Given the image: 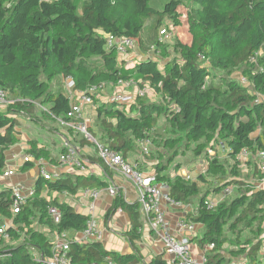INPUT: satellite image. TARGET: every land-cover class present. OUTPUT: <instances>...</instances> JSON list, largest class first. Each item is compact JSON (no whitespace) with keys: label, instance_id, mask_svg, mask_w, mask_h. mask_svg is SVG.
<instances>
[{"label":"trees","instance_id":"16d2710c","mask_svg":"<svg viewBox=\"0 0 264 264\" xmlns=\"http://www.w3.org/2000/svg\"><path fill=\"white\" fill-rule=\"evenodd\" d=\"M149 1L0 0V88L7 96L5 111L0 112V173L6 166L5 152L18 142L17 116H26L39 126L43 119L50 120L71 135L75 133L61 124L69 122L71 106L62 86L66 77L72 78V89L79 91L92 86L102 91L118 81L147 87L146 95L136 96L128 104L112 99L98 101L97 94L92 96L94 116H86L89 134L129 162H133L128 160L130 155L141 158L138 142L146 138L152 147L141 160L150 162L148 157L157 152L154 145L162 133L173 134L162 142L163 149H174L173 153L183 145L199 147L202 142L212 141L207 146L209 152L216 154L220 149L234 164L228 177L217 158L206 151L205 175L198 174L190 182L179 178L171 181V177L163 175L170 159L150 163L157 183L165 185L168 197L175 202L192 205L196 199L195 215L188 218L204 229L201 237L194 240L199 248L211 247L206 253V264H228L227 257L261 264L264 239L253 236L241 243L240 239L244 238L245 229L252 224L259 227L264 221V188L256 190L249 181L242 182L237 156L244 150H264V100L258 97H264V0H170L161 11L151 7ZM180 8H187L191 42L188 46L173 44L180 57L166 60L163 68L155 58L124 68L115 51L106 48L107 35L132 38L143 53L147 52L144 45L148 36H153L154 46L159 47L162 43L158 41V31L165 19L176 23ZM151 18L154 21L146 26V20ZM54 79L59 82L52 84ZM149 94L157 100L147 99ZM36 110L41 117L36 116ZM160 118L165 120L164 128L158 127ZM67 143L78 148L87 167H100L104 177L80 175L71 168V172H61L52 181L38 177L34 182L35 196L28 198L15 215L11 213V189L1 188L0 225L9 219L11 224L0 236V264H38L36 257L50 258L53 236L69 231L79 234L86 228L87 214L76 212L63 201V193L74 196L84 189L103 190L110 186L112 170L101 162L97 152L82 153V148L93 147L92 143L79 134ZM26 147L25 154L31 160L25 161L19 172L31 170L39 161L59 165L66 154L64 145L54 154L34 139L26 142ZM207 177L214 178V187L209 188ZM260 177L252 170L248 178ZM230 187L244 189L233 199L208 210V196ZM50 209L59 212V222H54ZM118 209L130 220V229L124 236L133 252L108 251L99 241H70L67 257L71 264H165L162 254L146 261L137 250L142 226L139 202L128 204L118 192L104 221ZM227 224L231 228L244 225V229H230L237 242L227 237ZM227 244L229 248L225 249Z\"/></svg>","mask_w":264,"mask_h":264},{"label":"built area","instance_id":"2783aa9c","mask_svg":"<svg viewBox=\"0 0 264 264\" xmlns=\"http://www.w3.org/2000/svg\"><path fill=\"white\" fill-rule=\"evenodd\" d=\"M106 48L114 50L117 56V60L122 57L127 56L130 52L136 49L137 42L130 37H115L112 35H107ZM169 39L168 30L162 28L159 32V43L162 40ZM257 54L252 58V62L255 61ZM145 58H154L152 56H143ZM240 82L245 84L243 78ZM133 85L132 82L118 81L115 87L119 90L112 97V101L119 104L132 103L136 96L146 95L148 88L141 87L138 88L134 94L126 95V89ZM63 90L68 96L71 106L70 111L67 114L69 122L61 123L67 128L72 129L75 133L79 134L87 142L92 143L93 149L97 152L98 158L101 162L108 167L110 170L115 171L121 175L124 179L131 182L132 185L137 190V201L140 205V211L146 219L147 226L150 232L156 236L157 241L162 246V251L165 256V264H206V253L210 250V246H204L200 248V260H196L191 251V239L197 238V228L201 225L193 222L190 218L182 217L175 223V231H170V226L165 220V216L160 207V200H163L168 205L183 209L188 215H195L192 213L189 207L184 206L181 203L173 201L168 197L167 194H162V184L157 183V177L153 170L151 172H144L141 170L138 162H129L125 160L121 154L109 149L103 144L97 142L91 137L88 132V120L84 115V107L92 105V96L99 92V87L92 86L84 91L73 90V81L71 77H66L62 82ZM128 87V88H127ZM7 104L6 92L0 88V105L4 106ZM140 147L141 155L143 158L148 156L152 144L149 139H143L138 142ZM66 154L61 157L60 166L65 168L74 169L80 175H87L88 167L87 161L84 159L78 148L65 143ZM237 162L242 165L246 163H251L254 167L253 170L259 175L260 178H250L249 183H251L256 190L264 188V150H259L256 153H248L247 151H242L237 156ZM6 166L2 169L0 177L3 179H10L16 173L18 168L6 161ZM37 174L39 177L46 181L56 179L59 174H51L46 166L43 165L42 161L37 163ZM8 188L11 189L14 203L11 207L12 215L19 213L21 206L25 204L28 198L35 196L34 187L24 188L22 185H9ZM107 194L114 198L118 194V189L112 185L108 186L106 189ZM101 190L98 189H84L80 192V195L85 199V209H86V228L82 233L77 234L75 238L68 237L66 233L53 236L52 239V256L50 258L36 257L38 264H71L68 259L69 242L75 241L78 244H86L93 241H101L103 238V230L98 225V218L96 215V202L99 198ZM230 193V188H226L221 193V197L218 199L216 196L208 197L206 200V206L208 210H213L216 205L224 199ZM43 194H46V188ZM68 197L67 193H63V199ZM49 214L55 223L59 222V212L55 209H50ZM11 224V220L4 222L0 225V236L4 235L6 228Z\"/></svg>","mask_w":264,"mask_h":264},{"label":"crops","instance_id":"0c3cea01","mask_svg":"<svg viewBox=\"0 0 264 264\" xmlns=\"http://www.w3.org/2000/svg\"><path fill=\"white\" fill-rule=\"evenodd\" d=\"M145 55V54H144ZM144 55H140L139 58H137V61L133 62V57L135 55H133V57H122L119 59V64L120 66H123L124 68H129L131 67L135 62H138L140 60L144 59ZM123 61H125V63L123 64ZM131 87H134V85H132ZM130 87V88H131ZM128 88V87H127ZM150 95V94H149ZM149 95H147V98L154 102L156 101V99H151L149 97ZM5 106L0 105V112H4L5 111ZM93 106H85L84 107V115L89 117L90 119L93 118L94 113H93ZM36 126H38L37 124H35V122L33 123V127L35 128ZM59 127L57 128H51V127H44V131L48 134V136L50 137V139H55L57 140L60 144L63 143V145L65 143H67V140H72L73 136H76L77 134L74 133L73 135H71L67 129L61 125L58 124ZM20 133V129H17ZM26 136H24V134H21L20 138H23L21 140L26 141L27 139H24ZM21 142V147H17L14 149H10L9 151L5 152V160L7 162H9L10 164L21 168L22 164L27 161V160H31L30 157H28L25 154V145L24 143ZM47 145V148L52 149L54 151V154H57L58 150H57V146L53 145V143L51 142L50 144L45 143ZM52 144V145H51ZM20 148V149H19ZM61 149V148H60ZM94 149L93 147L90 146H84L82 148V153L85 155H90L91 153H93ZM128 160L133 161V162H138L140 165V168L142 171L148 173L151 172L152 167L150 162L144 161L138 159L137 155L133 154L130 155L128 157ZM44 166H48L46 167L48 169V171L51 174H60L61 172H71L68 168H63L59 165H54V164H47L44 161H42ZM36 165L29 171L26 172H19V170H17V173L11 177L10 179H3L0 177V189L1 188H5L8 187L9 185H22L24 188H31L34 187V182L36 180V178H38V174H37V163H35ZM240 166V165H239ZM248 168V167H247ZM253 170V166L251 167ZM251 170V171H252ZM87 175H96L98 177H104L103 171L100 167L96 166V165H91L88 167V172ZM112 180L110 181L109 185H112L114 187H116L118 189V192H120L124 198V200L126 201V203L128 204H132L134 202L137 201V190L136 188L132 185L131 182L127 181L126 179H124L121 175H119L118 173H116L115 171H112ZM162 194H167L165 185L162 186ZM41 196L46 197L44 194H42ZM221 197V193L217 195V198L219 199ZM112 197H110L106 190H101L99 198L96 202V215L98 218V225L102 228L103 230V238L100 241L102 246L108 250V251H113V252H117L120 254H127V253H132V247L130 246V244H128V242L126 241L125 238V233L130 229V220L127 216V214L122 210V209H118L115 214L107 221H104V215L107 212V210L110 208V205L112 203ZM63 201H67L69 203V205L76 211L79 213H85L86 214V209H85V204L86 201L85 199H83L80 195V192H78L76 195L74 196H68L66 197V199H64ZM160 207L161 210L164 213L165 216V220L168 222L169 226H170V231L174 232L175 234V223L177 222V220H179L180 218L184 217H188L186 214L185 210H181L177 207H173L171 205H168L167 203H165L163 200H160ZM188 206H192V205H188ZM140 218L139 221L141 222L142 226L141 229L139 230V233L141 234V238L140 241L137 243L136 247L138 252L141 254V256L143 257L144 260L148 261L151 258L163 254L162 251V246L160 245V243L157 241L156 236H154L146 223V219L144 217V215L141 213L140 209ZM195 214V213H194ZM201 229L200 226L197 228V236L199 235ZM68 237L71 238H75L77 236V233L74 231H69L66 233ZM192 245L194 246L193 249H191L192 254L194 255V258L196 260H200V248L197 245L196 241L193 239H191V247ZM264 255V253H263ZM163 258L165 259V256L163 255ZM228 264H248L247 260L245 258H233V257H228ZM264 257H261L260 261L261 264H264L263 261Z\"/></svg>","mask_w":264,"mask_h":264},{"label":"rangeland","instance_id":"374dc122","mask_svg":"<svg viewBox=\"0 0 264 264\" xmlns=\"http://www.w3.org/2000/svg\"><path fill=\"white\" fill-rule=\"evenodd\" d=\"M170 0H150L149 4L151 7H153L156 10L161 11L163 6L169 2ZM186 10L187 8H180L178 13V19L176 20V23L174 22H170L168 19L164 20V23L161 27L168 30L169 32V39L167 40H162V44L159 47L154 46L153 43V36H148L145 38V45L144 48L147 49L146 53H143V50L139 48L138 44L136 46V49L133 52H130L126 57H133V55H135L133 57V62L137 61L139 58V56L141 55H146V56H152L154 57L158 63L159 66L161 68H163V64L165 63L166 60L169 59H173L174 57H180L179 53L174 49V45L173 44H180V45H184V46H188L190 45L191 42V36L188 32V27H187V23H186ZM155 18H151L146 20V26L150 25L152 23V21H154ZM160 29V30H161ZM149 30V27L146 28V31ZM158 31V41H159V32ZM125 63V61H123V64ZM233 77L236 79L238 78V74L233 75ZM56 82H59V79H54L52 84H55ZM134 85V84H133ZM248 87L249 84L247 85ZM251 89V88H250ZM137 90V86L134 85V87L128 88L125 90L126 95L128 94H134ZM119 90L117 87L115 86H109L106 89L99 91L96 95L98 101H109L112 99V97L115 95V93H117ZM122 92V91H121ZM149 97L151 99H156V96H154L153 94H150ZM259 98H262L264 100V97L262 96H258ZM148 99V98H147ZM36 116L41 117L40 115V111L36 110ZM17 120H18V129H20L21 133L18 134V142L17 144H15L14 146H12L10 149H14L17 147H21V142H23V138L21 137V134H24V136H26L24 139H27L26 141H24V145L26 146V142H28L29 140H35L38 145H45L47 147V145L45 143L50 144L51 142L53 143V145L57 146V150H59L62 146L63 143L60 144L57 140L55 139H50V137L48 136V134L44 131V127H51V128H57L59 127L58 124H56L53 121L50 120H42V125L41 126H36L35 128L33 127V123L28 117L26 116H17ZM158 127L164 128L165 127V120L163 118L159 119L158 122ZM174 137L173 134H164L162 133V135L160 137H157L158 140L155 143V147L157 148L156 151L158 152H162L166 154L159 155L157 152L152 154V157H148V160L150 161V163H157L159 162H163L165 163L167 160H171V162L168 165H165L166 168L163 172V175H167L169 177L172 178L171 181H173V178H179L180 180H183L185 182H190V181H194L197 177L198 174L203 173L205 175V171L207 170V164L205 163V158H206V151L209 152L208 149V145L210 143H212V141L210 143L207 144V142H202V144L199 147H195L194 144L190 145V146H182L178 149H176V151H174V153H176L175 155H173V150L174 149H170V150H165L163 149L162 142L166 139L172 138ZM173 140H167L165 142H171ZM164 142V143H165ZM52 145V144H51ZM20 149V148H19ZM26 149L27 147H25V153H26ZM168 151V152H167ZM223 152L220 151V149L216 152V154H212L209 152V156L210 157H214L217 158V161L220 165H222V168L224 170V174L225 176H229L230 171L234 168V164L231 163L230 161H228V159H226L223 156ZM27 155V154H26ZM216 156V157H215ZM29 157V156H28ZM45 163H47L46 161H44ZM35 164V163H34ZM49 164V163H47ZM36 165V164H35ZM48 167V166H46ZM248 167V168H247ZM252 165L251 163H246V164H242L240 165L237 169L239 171V177L242 179L243 183H246L249 181V176L251 174V170H252ZM18 168V167H17ZM19 169V168H18ZM208 179V183L211 185L209 188L214 187L215 185H213L214 182V178L212 177H207ZM243 187H239V188H235V187H230V193L224 198L222 199L220 202L222 201H226V200H231L234 197H236L238 194H240L243 191ZM217 195L213 194V195H209L208 197H214ZM196 199H193L192 201V206H187L190 208V210L192 211V213L196 212ZM3 222V221H2ZM252 227H249L247 229H245L242 233V236L244 237L243 239H240V243L241 241H243L244 239H249V241L253 238V236H258V239L263 240L264 239V221L261 222L260 226L257 227L255 224H252ZM34 227H36L38 229V225H36V223H34ZM233 228H241L244 229V225L243 224H239V226H234V227H229V224H227L225 226V229L228 230L227 232V237L229 239H231V241L237 242L238 240L235 239V234L231 233V230ZM201 231L199 233V235L197 236V238H200L201 235L203 234V227H200ZM231 229V230H230ZM196 239V238H194ZM236 240V241H235ZM263 245V244H262ZM193 245L191 247V249H193ZM225 249L229 248V244L224 246ZM31 254H35V252L33 250H30ZM262 252L264 253V245L262 248ZM226 256H228L227 253H224ZM164 255V254H162ZM228 258V257H227ZM164 259V258H163ZM264 261V259H263Z\"/></svg>","mask_w":264,"mask_h":264}]
</instances>
